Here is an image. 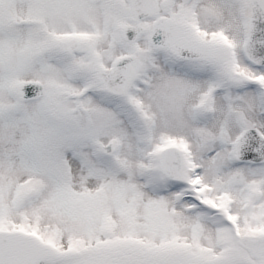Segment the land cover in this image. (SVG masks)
Wrapping results in <instances>:
<instances>
[{
	"label": "snow or ice",
	"instance_id": "snow-or-ice-1",
	"mask_svg": "<svg viewBox=\"0 0 264 264\" xmlns=\"http://www.w3.org/2000/svg\"><path fill=\"white\" fill-rule=\"evenodd\" d=\"M0 264H264V0H0Z\"/></svg>",
	"mask_w": 264,
	"mask_h": 264
}]
</instances>
